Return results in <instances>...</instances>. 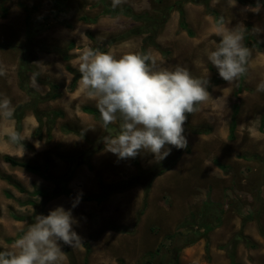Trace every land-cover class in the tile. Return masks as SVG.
<instances>
[{"label":"rangeland","instance_id":"1","mask_svg":"<svg viewBox=\"0 0 264 264\" xmlns=\"http://www.w3.org/2000/svg\"><path fill=\"white\" fill-rule=\"evenodd\" d=\"M178 1L125 0L118 6L128 5L136 13L150 14L169 8L168 20L155 36L158 47H148V54L156 58L155 70L180 66L193 77L209 74L210 95L191 114L190 129L184 131L187 148L175 166L153 180L145 207L142 184L113 192L103 200L85 198L97 196L104 187L113 188L136 176L140 168L148 170L158 163L150 153L118 159L105 150L103 138L109 135L100 121L82 110L86 104L97 108L96 101L89 98L81 79L70 88L73 74L67 68L69 64L79 69L85 49L108 45V40L140 22L125 15L84 22L80 15L99 14L103 1L68 0L71 7L61 15L63 23L35 37L40 44L62 51H38L31 64L33 69L28 72L29 84L41 95L53 92L55 84L59 96L39 102V115L31 108L26 110L20 134L29 146L7 138L14 131V119L0 115V249L4 252L15 250V242L8 239L25 233L37 215H47L62 206L71 208L78 221L73 228L82 238V244L75 248L61 242L66 256L63 264H120V259L136 264L162 241L168 245L165 237L191 212L212 201L223 209L221 221L206 237L182 249L179 264H233V260L238 264H264V92L257 91V85L264 81V50L249 48L233 137L230 126L239 78L232 83L215 81L222 78L207 58L227 31L242 32L244 43V33L250 26L252 38L264 42V4L254 12L256 6L238 1L230 6L229 0H211V8L220 11L218 23L204 4L186 2L183 8L194 32L190 35L179 26ZM20 2L30 8L40 5L32 10L33 20L48 15L54 6L52 0H0V71L4 73L0 76V100L8 98L13 109L30 101L18 77L27 41V12ZM108 2L112 4V0ZM3 8L8 9L6 15ZM147 35H133L110 44L106 51L97 50L116 58L140 54ZM38 116L43 121L41 129ZM115 134L111 130L110 135ZM173 152L174 148L170 155ZM5 155L38 165L42 173L12 166L4 160ZM56 189L71 193L49 201L36 194L37 190L52 193ZM81 193L80 202L72 208L73 200ZM118 227L127 231H119ZM97 232L101 234L92 237ZM164 254V264H169L173 254L166 248Z\"/></svg>","mask_w":264,"mask_h":264},{"label":"clouds","instance_id":"2","mask_svg":"<svg viewBox=\"0 0 264 264\" xmlns=\"http://www.w3.org/2000/svg\"><path fill=\"white\" fill-rule=\"evenodd\" d=\"M124 2L112 0V7ZM229 3L235 6L236 0ZM260 7L257 3L252 11L259 12ZM249 56L243 33L235 30L222 33L218 46L207 54L219 76L229 83L247 72ZM80 60L81 86L96 101L102 127L109 129L119 121V132L103 138L106 151L118 159L150 153L159 163L172 148H187L184 124L188 115L208 99L209 74L193 77L180 66L155 70L156 58L151 54L128 53L116 58L110 52L88 48ZM257 91L264 92V81L257 85ZM13 114L11 101L6 97L0 100V115L10 118ZM8 135L13 142L26 138L15 131ZM81 196L82 193L73 200L72 208ZM77 223L71 208L62 206L47 215H37L35 223L15 241V250L0 252V264H63L66 256L61 242L71 248L82 244L73 228Z\"/></svg>","mask_w":264,"mask_h":264},{"label":"trees","instance_id":"3","mask_svg":"<svg viewBox=\"0 0 264 264\" xmlns=\"http://www.w3.org/2000/svg\"><path fill=\"white\" fill-rule=\"evenodd\" d=\"M102 10L99 14L95 16H90L88 14H82L80 15L79 19L84 22H96L101 16L106 17H115L118 15H125L133 18L134 20L140 22L139 25H137L134 28H131L121 34L120 36L114 37L110 40H108V45L103 46H97L98 49H101L102 51H106L108 46L112 43H115L121 39L131 37L133 35H138L142 33H147L148 35L144 38L143 45L141 46V53L140 54H148V47L153 45L157 46L158 44L155 41V36L157 35L159 29L167 22L168 15H169V8L159 9L158 14H150L149 12L144 13H136L132 7L126 5L122 7H112V4L108 2V0H102ZM242 4L245 5H251L256 6L257 3L264 4V0H237ZM54 6L51 9L50 13L44 17H41L37 20H33L31 18L32 10H37L40 8L39 4L33 5L31 8L28 7L26 4L20 2L21 6L26 10L27 12V41L25 42V45L21 52V57L19 61V69H18V77H19V84L20 87L28 94L30 97V101L25 104H19L14 109V114L12 117L16 121V128L15 132L21 133L23 130V119L25 117L26 110L31 108L33 111L39 115V108L38 103L45 100V99H55L59 96V93L57 92V85L53 84V92H50L46 95H41L38 93L30 84H29V78H28V72L32 71V61L37 58L38 51H41L43 49H46L48 51H62L60 48L56 47H48L40 44L35 37L39 35L41 32H43L46 29H49L51 26L63 23V20L61 19V15L68 13L70 10V4H68V0H52ZM186 2H193V3H201L206 6V9L209 13L214 14L217 18L218 23L221 21V15L219 12L211 8L210 2L211 0H180L176 3L178 11H179V26L181 29L186 30L190 35H193L194 32L190 28L187 19H186V13L185 9L183 8L184 3ZM8 12L7 8H3V15H6ZM251 29L250 26H248L247 31L244 33V45L250 48L251 46H255L259 49L264 50V42L254 40L251 36V33L249 30ZM97 48H94L93 50H97ZM67 68L69 71H71L74 74V78L72 80V83L70 85V88H74L78 80L81 78V74L78 70H75L72 68L71 65H67ZM246 74V73H245ZM245 74L239 77V86L236 90V97H235V104H234V113L232 117V122L230 126L231 134L233 137V133L236 126V118L235 115L237 114L239 110L240 105V98L238 96V93L241 91L243 87V82L245 79ZM217 82L224 81L223 79H217L215 80ZM198 107V106H197ZM83 110L87 113L93 114L97 120H99L101 123V117L98 108L92 107V106H83ZM55 115H59L58 112L54 113ZM54 115V116H55ZM191 114L188 115L187 120L184 124V129L189 130L190 129V123L189 118ZM40 120V127L41 124H43V121L41 117H39ZM264 125V121H263ZM264 127V126H263ZM105 133L110 135L111 130H114V132L117 134L119 132V121L116 124H113L109 126V129H105ZM198 131V130H196ZM200 131V129H199ZM8 139L11 140L10 136H7ZM16 144H20L23 146H29L30 144L26 141H17L14 142ZM183 149H176L174 148V152L164 159L163 161L159 162L152 168L148 170H144L140 168L139 173L132 177L128 181H124L120 184H117V186H114L113 188L110 187H104L103 191L97 195V196H85L86 199H97V200H103L107 198L111 193L113 192H120L125 191L133 186H136L138 184L144 185L145 189V195H144V207L147 205V199L149 195V191L152 185L153 180L161 175L164 174L166 171L170 170L173 166L176 165L178 160L180 159L181 153ZM4 160L7 163H10L12 166H20L24 167L25 169L35 172V173H42L40 166L31 164L29 162L22 161L14 156L11 155H5ZM66 193L70 194L71 190H59L56 189L52 193L46 192L45 190H37L36 194H41L45 198V201H49L50 199H53L55 197H58L59 195ZM145 209V208H144ZM143 209V210H144ZM142 210V211H143ZM223 215V209L220 208V205H218L215 202L212 201H206L203 206L198 210L197 212L193 211L191 214L181 222V224L178 226V228L168 234L165 237V240H168L169 244L166 245L165 241H162L160 243V246L156 250H150L147 253H145L143 259L139 261L136 264H164L166 262L165 254L162 255V251L166 248L167 251H171L173 254V257L169 264H179V256L183 248L193 245L196 243L198 239L201 237H206L210 231H212L216 225L219 224L221 221ZM119 231H127L126 228L118 227L116 228ZM102 232V231H101ZM101 232H97L92 237H97ZM24 234V231H21L16 237L9 238L8 240L10 242H15L17 239H19ZM177 242V244H176ZM171 247V248H170ZM208 248V246H207ZM0 252H4L2 249H0ZM160 260V261H159ZM120 264H127L125 260L120 259ZM233 264H238L233 260Z\"/></svg>","mask_w":264,"mask_h":264},{"label":"crops","instance_id":"4","mask_svg":"<svg viewBox=\"0 0 264 264\" xmlns=\"http://www.w3.org/2000/svg\"><path fill=\"white\" fill-rule=\"evenodd\" d=\"M237 1V0H236ZM239 2V1H238ZM219 13H220V11L219 10H217ZM72 68L73 69H75V70H78V68H75L73 65H72ZM73 74V73H72ZM73 78H74V74H73V76H72V80H73ZM81 79V78H80ZM80 79L78 80V83H79V81H80ZM77 83V84H78ZM77 86V85H76ZM87 105V104H86ZM86 105H83V106H86ZM83 106H82V110H83ZM88 106H90V105H88ZM15 109V108H14ZM84 111V110H83ZM85 112V111H84ZM87 113V112H86ZM90 114V113H89ZM93 115V114H92ZM94 116V115H93ZM25 117H26V113H25ZM25 117H24V119H25ZM95 117V116H94ZM10 119H13V118H10ZM24 119H23V126H24ZM99 121V120H98ZM14 123H15V127H14V131H15V128H16V121H15V119H14Z\"/></svg>","mask_w":264,"mask_h":264},{"label":"bare ground","instance_id":"5","mask_svg":"<svg viewBox=\"0 0 264 264\" xmlns=\"http://www.w3.org/2000/svg\"><path fill=\"white\" fill-rule=\"evenodd\" d=\"M207 145V144H206ZM210 145V144H209Z\"/></svg>","mask_w":264,"mask_h":264}]
</instances>
